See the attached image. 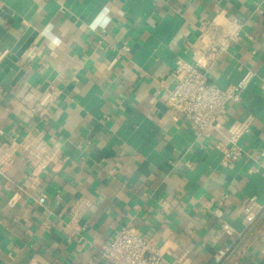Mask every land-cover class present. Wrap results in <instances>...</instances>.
Returning <instances> with one entry per match:
<instances>
[{"label": "crops", "instance_id": "1", "mask_svg": "<svg viewBox=\"0 0 264 264\" xmlns=\"http://www.w3.org/2000/svg\"><path fill=\"white\" fill-rule=\"evenodd\" d=\"M234 20L208 80L253 78L197 137L174 120L177 62L196 61L202 25ZM30 29L14 84H0V264H109L123 229L165 264H219L226 247L222 264H264V2L0 0V63ZM240 128L242 156L225 165L218 145Z\"/></svg>", "mask_w": 264, "mask_h": 264}, {"label": "built area", "instance_id": "2", "mask_svg": "<svg viewBox=\"0 0 264 264\" xmlns=\"http://www.w3.org/2000/svg\"><path fill=\"white\" fill-rule=\"evenodd\" d=\"M264 2V0H261ZM230 31H226L220 24L212 22L202 25L201 35L198 40L197 59L194 63L178 61L176 74L178 77L175 87L169 92L170 105L175 112L174 120L180 116L190 125L197 137H206L219 125L221 115L226 107L240 99L242 92L247 88L253 78L252 73H247L240 83L223 90L209 82V68L216 62L218 56L224 52L229 44L238 37L235 28L239 22L234 20ZM125 50H128L125 48ZM243 129L234 131L228 145L219 144L218 148L224 156V164L230 165L237 162L242 156V150L237 141ZM11 164V159L3 161L0 157V175H4V167ZM15 198L11 200L14 203ZM46 197L39 200L44 203ZM255 205L251 199L245 211L253 217L250 211ZM223 230L229 236L233 229L224 225ZM232 249L226 247L221 250L216 261L224 263L232 254ZM103 258L109 264H165L161 250L127 229L117 232L114 239L102 251Z\"/></svg>", "mask_w": 264, "mask_h": 264}, {"label": "water", "instance_id": "3", "mask_svg": "<svg viewBox=\"0 0 264 264\" xmlns=\"http://www.w3.org/2000/svg\"><path fill=\"white\" fill-rule=\"evenodd\" d=\"M37 33L33 30H28L24 37L19 41V43L14 47L11 54L7 56L0 63V84H2L5 88L9 89L10 84H14L12 81L16 76H13L14 73H18L20 69L17 67V63L21 59V57L25 54V52L29 49L33 41L35 40ZM12 72V73H11ZM9 75V76H8ZM22 75V73L17 77V79ZM8 76V77H7ZM14 77L12 80L11 77ZM48 77V82H52L56 77L55 73H51L50 75H46ZM12 80V81H11ZM16 81V80H15ZM9 83V85H7ZM47 83L44 86V89H47L49 86Z\"/></svg>", "mask_w": 264, "mask_h": 264}]
</instances>
